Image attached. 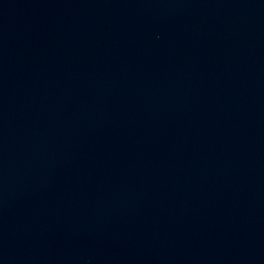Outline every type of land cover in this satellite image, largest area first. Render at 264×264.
<instances>
[{"label":"water","instance_id":"water-1","mask_svg":"<svg viewBox=\"0 0 264 264\" xmlns=\"http://www.w3.org/2000/svg\"><path fill=\"white\" fill-rule=\"evenodd\" d=\"M0 264H264V0H0Z\"/></svg>","mask_w":264,"mask_h":264}]
</instances>
